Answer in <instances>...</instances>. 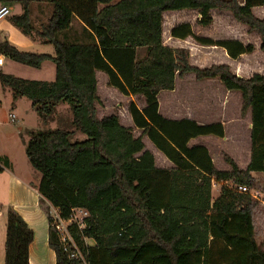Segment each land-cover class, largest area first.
Returning a JSON list of instances; mask_svg holds the SVG:
<instances>
[{
  "label": "trees",
  "instance_id": "1",
  "mask_svg": "<svg viewBox=\"0 0 264 264\" xmlns=\"http://www.w3.org/2000/svg\"><path fill=\"white\" fill-rule=\"evenodd\" d=\"M18 3L24 13L13 23L25 35L36 32L54 56L21 52L8 42L0 53L19 64L40 69L53 62V83L20 79L0 73L14 102L27 98L44 122L54 118L57 107L68 105L73 126L86 135L73 143L74 132L49 130L31 133L26 156L42 174L38 187L40 207L49 221V246L56 264H264V251L256 241L253 223L252 173H264V76L251 79L234 75L226 65L200 69L189 63L190 53L164 44V15L199 11L197 23L207 27L211 12H231L235 20L256 33L264 53V19L253 10L264 0H0ZM48 3L53 12L47 24L36 30L30 6ZM80 21L91 35L87 44L61 42V34ZM171 36L194 38L199 45L226 51L232 60L253 54L252 44L236 40L196 37L190 24L174 28ZM147 49L137 60L139 49ZM97 72L108 85L126 97L144 100L140 109L129 106L135 129L121 124L118 115L99 119ZM195 74L198 81L218 79L231 92L242 94L244 111H251V161L243 170L230 157V171H220L203 146L190 147L194 139L225 138L222 123L202 125L184 119L173 121L160 114L159 95L175 90L178 75ZM163 154L173 168L156 166L145 150L143 138ZM7 164L0 159V173ZM213 182L223 186L213 200ZM246 188L247 193L239 188ZM77 209L89 216L86 227L72 224L73 244L62 242L51 211L70 220ZM88 240L95 245L87 244ZM34 232L13 209L7 213L5 264H30L29 248Z\"/></svg>",
  "mask_w": 264,
  "mask_h": 264
},
{
  "label": "rangeland",
  "instance_id": "2",
  "mask_svg": "<svg viewBox=\"0 0 264 264\" xmlns=\"http://www.w3.org/2000/svg\"><path fill=\"white\" fill-rule=\"evenodd\" d=\"M243 0H239L240 3ZM43 3V2H42ZM44 7H47V14L42 13L43 18L47 20H32L31 24L36 30H40L41 27L48 23L52 16L53 6L51 4H43ZM2 5H0V8ZM10 10V15L8 19L1 21L0 28L10 27V22L12 21V16H20V11L23 7L20 4H10L7 5ZM43 7V6H42ZM32 11V9H31ZM231 13V12H230ZM254 15L259 19H264V7L257 8L253 10ZM222 15V20L219 21V29L213 32L214 38L216 41L220 40H234L235 38L239 41H242L244 44H252L255 46L256 50L253 54L239 58L238 60H232L227 56V53L218 48V50L205 49L201 48L198 42L192 38L191 44L187 43L183 46H178L182 48L174 49H185L190 53L189 63L193 67L200 69L211 68L214 65H226L230 68L231 72L244 79H251L254 75L259 74L264 76V53L260 49L261 40L260 37L249 31V27L240 25L238 22L235 23L232 19V13L230 16L225 15L224 12L220 13ZM47 15V17H45ZM41 17V18H42ZM234 17V16H233ZM199 24L196 23V26ZM13 27V26H12ZM197 28V27H195ZM232 29V30H231ZM15 38L22 41L24 45H20L22 52H29L33 54H54L53 46H45L42 44V40L39 39L36 32H33L29 37L25 36L22 31L17 28H12ZM198 29L195 34L196 37H202V34H198ZM65 32L60 35L59 40L61 42L74 43L72 41H67L64 39ZM78 35L79 39L82 41L90 42V37L85 33H80L78 31V24L74 26V29L69 32L67 35L69 39H73V35ZM84 37V39H82ZM166 37V36H165ZM38 39V40H35ZM77 39V41H79ZM167 38H165L166 40ZM164 40V35H163ZM164 40V42H165ZM168 40V39H167ZM166 40V41H167ZM38 41L40 43H34ZM190 47V48H189ZM206 47V46H203ZM191 53H193L191 55ZM147 56V49H139L137 53V60H144ZM51 67V68H49ZM3 73H6L11 76H17L20 79L24 80H39L51 81L53 80L51 74L53 73L54 65L47 64L43 71H38L37 69L19 64L9 58H6L5 65L3 66ZM49 75V76H48ZM102 79L99 80V93L103 100L107 101L102 102V106L98 108H104L105 112L98 114L99 119L111 115H118L121 121V124L125 127L133 128L135 138H139L142 135V132L134 128L133 123L129 121L128 109L130 104L133 102L132 99H128L122 96L117 90L113 91V95L105 92ZM3 86V85H2ZM5 90L6 97H13V92L9 87H2L1 91ZM159 96V102L161 104L160 109L163 115L166 117L172 118H189L191 117L196 122H204L208 124L215 123H224L227 128V139L225 141H215L212 138H205L194 142L195 144L201 143L208 145L212 150V158L215 161V166L220 171H230L231 166L226 161L227 157L233 158L237 165L245 170L250 163L249 153H251V111H244V101L242 94L239 92L228 91L224 85L218 79L211 80H202L198 81L195 74H185L183 76L178 75L176 79L175 90L172 92H162ZM8 95V96H7ZM102 101V100H101ZM22 104L19 107L18 111L16 110V120L23 119L26 120V124L13 123L12 116L14 105L12 101H8L0 110V117H2L3 122V133L0 141V159L3 162L8 156V137L11 135H16L17 140L20 141L22 138H25L29 133L28 131H33V133L45 132L49 130H67L74 132V135L71 137L73 143L83 142L87 139L86 135L82 134L79 131H76L73 126V112L68 105L61 104L57 107L54 118L48 122H44L43 119L31 108V101L27 98L22 99ZM134 103L140 108L145 107V102L143 99L135 97ZM103 117V118H104ZM8 132H11L8 134ZM145 144V150L150 151L155 156L156 166L159 168L171 169L173 165L171 162H168L164 155L161 154L149 141L147 137L143 138ZM8 144V146L6 145ZM193 144H191L192 146ZM251 159V158H250ZM27 163H29L27 161ZM33 173L39 178H42V174L30 166ZM254 186L250 190V193L253 198V218H255V225L257 228V236L260 241V247L264 251V173L254 174ZM223 186L231 188L230 183H217L213 182V200H216L220 194ZM255 227V226H254ZM92 241V240H91ZM90 240L87 241V244H91ZM94 243V242H93Z\"/></svg>",
  "mask_w": 264,
  "mask_h": 264
},
{
  "label": "crops",
  "instance_id": "3",
  "mask_svg": "<svg viewBox=\"0 0 264 264\" xmlns=\"http://www.w3.org/2000/svg\"><path fill=\"white\" fill-rule=\"evenodd\" d=\"M242 2L243 3H240V4L244 5L245 0H243ZM10 4L15 5L18 3H10ZM10 4L0 2V5H2V6H7ZM43 4H47V3L34 2L30 6V16H31V19L33 21L34 20L36 21L38 19L40 21L43 19L47 20V18L42 17V13L47 14V7H44L45 5H43ZM31 9H32V11H31ZM20 13H22V14L24 13L23 9H21ZM220 13H223V12H220V11H212L211 12L212 23L207 27H204L201 25L196 26V23H198L201 19L199 11L186 10V11H182V12H168V13H166L164 15V40H165V38H167L168 40L166 39L167 41L165 40L164 44L168 47H171V48H182V47H178V46H183L187 43L191 44V40H193L192 38H188L186 40H180V39L173 38L171 36L172 30L174 28H176L177 26H180L183 24L192 25L194 33L198 29L199 30L198 34H202V38H208V39H212L213 41H216V39L214 38L213 32L215 30L219 29L218 24H219L220 19L222 18V15ZM22 14H20V16ZM224 14L225 15L229 14L230 16H232L230 12H224ZM14 17H17V16H12V21H9L10 22L9 28H5V27L0 28V44L3 42H8L10 45H12L17 50L20 51V50H22V48H20V45H24V43H22V41H20V40H18V42H17L18 38L14 37L15 34H14L12 28L19 29L13 23ZM45 17H47V15ZM6 19H8V18H6ZM6 19H4V20H6ZM232 19L235 23H237V21L235 20V18L233 16H232ZM77 24H78V31L80 33H83L84 35L86 33L91 38V35L86 30L85 26L78 20L73 21L72 27L70 30H68V33L71 32L74 29V26ZM240 25H242V24H240ZM195 27H197V28H195ZM68 33L64 34V39L66 41L68 39L69 41H72L74 43L87 44V42H86L87 40L81 41L79 39L80 36L78 37V35H76V33H74L75 35H73V39L70 40L69 36L67 35ZM195 34L197 35V33H195ZM25 36L29 37L28 35H25ZM77 39H79V41H77ZM82 39H84V37H82ZM35 40H38V39H35ZM91 40H92V38L90 39V42H91ZM234 40L239 41L236 38ZM41 42L45 46H52V45L44 44L43 41H41ZM239 42L243 43L242 41H239ZM34 43H40V42L34 41ZM244 45H246V44H244ZM200 47L202 49L203 48L212 49L214 51L218 50L217 47H203V46H200ZM54 53H55V51H54ZM42 54L54 56V54L52 55V54H45V53H41L40 55H42ZM192 54L193 53H191V55ZM244 56H247V55H243L242 57H244ZM4 58L6 60V57H4ZM49 63L54 65L53 62H45L42 65V67L40 69H37V70L43 71L45 66H47V64H49ZM49 68H51V67H49ZM0 73H3V69L0 71ZM3 74H6V73H3ZM6 75H8V74H6ZM14 77H17V76H14ZM50 77H52L53 80L43 81L42 79H39V80H31V81H41V82L53 83L56 79V67H55V65H54L53 73L51 74ZM100 77L103 78L102 79V85H103L105 92L113 95V91L117 90V89L112 88L108 85L107 75L103 72H97L98 85H99ZM2 87L3 86H2V83L0 81V110H2L3 106L5 105V103H7L8 98H9V101L10 102L12 101V104L14 105V109H13L14 115L12 116L13 123L17 124V123L21 122V124H26V122H25L26 120H24V118L16 120L17 116L15 114L16 110L18 111L19 107L21 106V104H22L21 101L23 98H19L16 102H14V99H12L13 97L7 98L6 95H4L6 92H5V90L1 91ZM98 96H99L100 100H102L101 101V106H102V102L105 103L107 100H103L102 97L100 96L99 87H98ZM122 96H124V95H122ZM124 97H126V96H124ZM126 98L132 99L133 102L135 101V97H126ZM108 102L109 101H107V103ZM31 104H32V102H31ZM159 104H160V102H159ZM98 106H100V105H98ZM98 106H97L98 114L100 113V109H101V112L104 113L105 109L100 108V107L98 108ZM160 106H161V104H160ZM31 108H32V105H31ZM128 111H129V109H128ZM160 114L164 118L169 119V120H173V121H180V120H184V119L193 120L191 117L183 118V119L166 117V115L162 114L161 109H160ZM104 116L105 115H102V118ZM128 116H129V121L131 123H133L132 117H131L129 112H128ZM102 118H100V119H102ZM193 121H195V120H193ZM197 123L202 124V125H207L204 122H197ZM222 124L225 127V133H226L225 138H218L215 136L200 137V138L192 140L190 142V147L203 146L206 149H208V151L210 152V154L212 156V150L208 145L201 144V143L195 144L194 142H197L198 140L205 139V138H212L213 140L220 141V142L225 141V139H227V132H226L227 128H226V124H224V123H222ZM2 127H3V122H2V117H0V141L3 140V138H1V135L3 133ZM251 128H252V123H251L250 130H251ZM28 132L29 133L26 135V137L22 138L20 141L17 140L16 135L13 136V135L9 134L11 132H8V134L10 135L8 137L9 146H8V144H6L8 146V156L4 160V161H6L5 163L7 164V166L5 167V170L0 173V264H5V245H6V238H7V213H8L9 208H13L24 219V221L27 223L29 228L34 232V241L30 245V248H29V262H30V264H56V255H55L54 251L49 246V221H48V217L40 207V195L38 192V187H39V184L41 182V178H39L37 175H35V173H33L32 169H30V167L28 165V164H30V162L26 156V146H27V144L31 138V133L33 131L30 130ZM191 144H193V145L191 146ZM251 155H252V151H251V153H249L250 158H251ZM250 158H249V160L251 161ZM165 159L168 161V159L166 157H165ZM27 161L29 163H27ZM213 162L215 164L214 159H213ZM30 166H31V164H30ZM254 174H256V173H252V176H254ZM263 205H264V203H263ZM253 222L255 223V218H253ZM255 224H254V226H255V233H256V241L260 246L261 244H260V241H259L258 236H257V228H256ZM91 242H92L91 244H89V243L88 244L91 246H94L95 245V243H93L94 241H91Z\"/></svg>",
  "mask_w": 264,
  "mask_h": 264
},
{
  "label": "built area",
  "instance_id": "4",
  "mask_svg": "<svg viewBox=\"0 0 264 264\" xmlns=\"http://www.w3.org/2000/svg\"><path fill=\"white\" fill-rule=\"evenodd\" d=\"M10 15V10L7 6H2L0 8V22L3 21L5 18H7ZM5 64V58L0 53V71L2 70L3 66ZM239 190L241 192L247 193L246 188L240 187ZM52 216L55 219V227L56 230L59 233V236L63 243H74L72 235L69 231V227L72 224H77L79 228L84 229L86 227L85 219L89 216V213L85 210L77 209L74 211V214L70 220H63L59 213L55 210L51 211Z\"/></svg>",
  "mask_w": 264,
  "mask_h": 264
}]
</instances>
